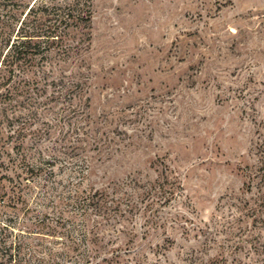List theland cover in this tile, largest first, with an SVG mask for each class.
<instances>
[{
	"label": "rangeland",
	"instance_id": "rangeland-1",
	"mask_svg": "<svg viewBox=\"0 0 264 264\" xmlns=\"http://www.w3.org/2000/svg\"><path fill=\"white\" fill-rule=\"evenodd\" d=\"M14 1L0 0L12 21L34 0ZM91 10L55 74L0 71V264H264V0ZM61 65L82 86L54 98ZM22 154L54 165L26 174ZM156 179L170 200L143 195ZM90 189L109 195L97 213L50 205Z\"/></svg>",
	"mask_w": 264,
	"mask_h": 264
},
{
	"label": "trees",
	"instance_id": "trees-1",
	"mask_svg": "<svg viewBox=\"0 0 264 264\" xmlns=\"http://www.w3.org/2000/svg\"><path fill=\"white\" fill-rule=\"evenodd\" d=\"M14 2L18 3L16 0ZM91 6L92 0H34L26 6L20 17L15 18V21L0 14V71L3 67L10 73V76H7L8 73L3 76L4 83L11 80L14 75L27 74L30 71H33L34 77L39 75L47 79L56 72L51 64L53 60L68 62L78 55L85 40L84 37L77 38L78 34L74 35V32H82L83 36L88 33L86 29L92 20ZM65 71L66 68L61 65L58 68L59 77L53 80V84L58 88L62 87L54 94V98H67L71 94H76L82 86L76 79V74L72 77L73 82L66 84L63 80L66 78ZM33 82L39 83L38 80ZM1 84L3 82H0V86ZM22 155L11 160L15 169L20 168L26 174L42 175L45 172L43 165H54V161L48 158L35 163L26 155ZM49 173L52 175L54 171L51 170ZM74 186L78 187L76 184ZM154 192H157L158 199L164 198L165 201L170 200L175 194L172 188L166 190L159 179H156L143 195ZM79 193L76 190L74 193L63 191L58 195L54 194L53 199H49L50 205L57 209L61 203L69 204L64 201L82 198L89 209L97 213L108 202L109 195L106 190L90 189L85 191L83 197ZM8 259L11 263L16 258L10 254Z\"/></svg>",
	"mask_w": 264,
	"mask_h": 264
}]
</instances>
